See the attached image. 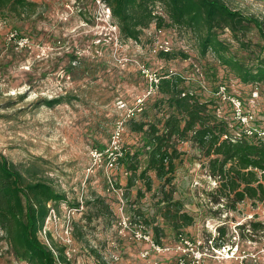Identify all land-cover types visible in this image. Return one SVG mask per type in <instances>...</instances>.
<instances>
[{
	"label": "rangeland",
	"instance_id": "374dc122",
	"mask_svg": "<svg viewBox=\"0 0 264 264\" xmlns=\"http://www.w3.org/2000/svg\"><path fill=\"white\" fill-rule=\"evenodd\" d=\"M31 1L38 4L34 14L0 21V159L33 167L34 179L65 194L67 203L51 210L40 233L45 244L62 249L64 261L57 264H264V178L258 171L232 163L212 173L189 142L177 143L171 184L148 173L150 191L137 177L127 186L125 163L106 167L117 123H123L119 151L141 145L127 119L149 87L146 73H178L208 87L204 76L212 79L215 69L244 101L249 126L258 127L263 140L264 83L240 84L211 53L200 57L185 30L157 31L152 24L139 43L122 42L99 0ZM225 2L255 21L238 42L228 31L219 35L229 54L249 63L252 53L264 54V0ZM161 49L188 58L165 60ZM57 98L65 100L53 108L44 104ZM144 166L141 156L139 171ZM4 237L0 228V264H20Z\"/></svg>",
	"mask_w": 264,
	"mask_h": 264
},
{
	"label": "trees",
	"instance_id": "16d2710c",
	"mask_svg": "<svg viewBox=\"0 0 264 264\" xmlns=\"http://www.w3.org/2000/svg\"><path fill=\"white\" fill-rule=\"evenodd\" d=\"M99 1L108 8L122 42L139 43L143 31L152 24L157 31L166 28L185 30L193 35L200 57L211 53L218 64L227 69L240 84L264 83V54L252 53L251 61L243 63L229 54L228 43L219 38L222 32L228 31L231 38L238 42L237 36L245 35L248 24L255 23L231 9L225 0ZM37 7L38 4L31 0H0V21H6L11 16L28 17L35 13ZM157 8L161 11H157ZM83 18L86 20L84 15ZM243 47L248 49L245 45ZM158 56L165 60L188 58L184 51L169 49H161ZM155 75L158 82L154 91L138 98L142 100L141 106L137 108L139 111H132L127 119L129 131L139 135L141 145L134 151L122 149L121 156L117 158V162L125 163L130 173L127 186H132L133 179L137 177L144 182L145 190L150 191V172L163 184H171L174 160L179 156V142H189L206 160L207 168L212 173L222 172L227 165L235 163L239 168L250 169L251 173L258 171L264 178L262 131L256 126H249L252 116L244 101L231 93L224 82L225 78L217 79L213 69L210 75L212 79L204 76V80L211 83L207 87L199 84L200 80L193 81L178 73ZM203 89L209 91V97L201 94ZM150 99L151 105H144ZM64 100L57 98L44 101V104L53 108ZM233 101L239 103L241 117H251L246 123L237 116ZM151 110L155 114L149 115ZM136 115L138 119H135ZM141 156L145 157V166L139 171ZM36 173L33 167L22 169L0 159V228L18 261L56 264L64 261L62 249H57L54 243L51 247L45 244L40 233L51 210L61 203H67V198L50 182L34 179ZM248 182L251 183L252 179L249 178ZM249 226L255 228L257 225L251 223ZM240 264H243L242 261Z\"/></svg>",
	"mask_w": 264,
	"mask_h": 264
},
{
	"label": "built area",
	"instance_id": "2783aa9c",
	"mask_svg": "<svg viewBox=\"0 0 264 264\" xmlns=\"http://www.w3.org/2000/svg\"><path fill=\"white\" fill-rule=\"evenodd\" d=\"M105 6V5H104ZM106 7V6H105ZM105 12H106V16L107 18L110 17V12L108 10V8L106 7L105 9ZM26 39H23V41H25ZM147 76H148V83H149V87L146 91V95H149L151 92L154 91L155 89V85L157 84L158 80H157V77L156 75H149L148 73H146ZM138 101H142L141 99H138ZM234 104H235V107H236V112H237V116L241 118V121L243 123H246L249 119H251V117H241L240 116V109H239V103L236 102V101H233ZM132 115V112L130 113ZM123 131V123L122 122H119L117 123L116 125V128H115V131H114V134L112 135V149L115 150L114 153H110V155L108 156V160H107V168L109 169H112L116 163H118L117 161V158L121 156V153L119 151V148H118V142L120 141V136H121V133ZM137 240H144V241H149V237L148 236H145V235H137L136 237ZM152 247H154V245L152 244L151 245ZM148 256V251H144L142 254H141V257L142 258H146ZM20 264H30L28 262H20ZM57 264V263H56Z\"/></svg>",
	"mask_w": 264,
	"mask_h": 264
}]
</instances>
